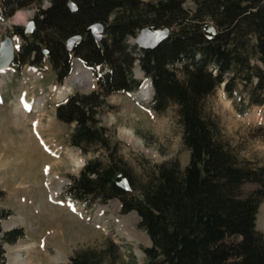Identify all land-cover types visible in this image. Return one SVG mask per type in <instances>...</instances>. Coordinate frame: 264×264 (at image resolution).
Listing matches in <instances>:
<instances>
[{
  "label": "trees",
  "instance_id": "16d2710c",
  "mask_svg": "<svg viewBox=\"0 0 264 264\" xmlns=\"http://www.w3.org/2000/svg\"><path fill=\"white\" fill-rule=\"evenodd\" d=\"M40 1L0 0V16L7 19ZM69 1L51 0L48 8L39 7L32 36L26 35L24 25L13 28L25 40L13 65L29 63L44 71L50 60L62 83L71 74L73 58L79 57L96 78V89L76 91L56 108L60 121L74 124L69 143L83 154L98 153L71 177L65 198L86 207L117 198L124 214L136 211L153 243L145 248L147 264H264V232L256 228L264 199V165L252 166L238 157L207 103L224 83L229 97L239 99V113L264 104V0H212L217 30L212 39L205 34L201 16L190 13L184 0H74L75 11ZM96 22L105 25L102 41L88 33ZM149 25L170 27L171 35L155 48L127 42ZM77 34L83 39L70 52L67 40ZM46 47L52 50L48 57ZM137 60L152 79L148 108L161 113L172 104L178 107L183 142L190 150L186 166L178 158L152 166L142 163V174L135 176L121 153L122 142L100 123L98 114L107 96L141 87L142 80L134 74ZM119 174L128 177L131 191L117 184ZM245 182L258 186L243 195ZM10 214L0 210L2 264L3 243L25 235L23 227L3 228ZM109 245L113 251L115 244ZM102 259V251L87 248L72 255L69 264H100Z\"/></svg>",
  "mask_w": 264,
  "mask_h": 264
},
{
  "label": "rangeland",
  "instance_id": "374dc122",
  "mask_svg": "<svg viewBox=\"0 0 264 264\" xmlns=\"http://www.w3.org/2000/svg\"><path fill=\"white\" fill-rule=\"evenodd\" d=\"M50 5L51 0H41L7 19L0 16V43L12 36L18 50L25 40L13 33L14 26L36 19L37 9ZM183 6L192 14L198 12L203 24L214 25L212 0H184ZM173 29L177 31L176 27ZM140 31L129 37L130 45H138ZM46 64L44 71L29 63L19 68L12 64L0 71V210L11 213L3 219L2 226L5 230L23 227L25 233L15 243H3L4 264H10L15 254L10 249L18 245L32 247L24 254L32 264H69L72 255L87 248L103 252L100 264H147L145 248L153 243L136 211L124 214L117 198L98 202L94 207L65 198L71 177L79 175L87 159L98 153L83 154L69 143L74 124L60 121L56 108L76 91L88 93L97 84L92 70L79 57L73 58L71 74L62 83L50 60ZM134 74L142 82L147 78L138 60ZM76 75H80V80L71 82ZM66 86L70 87L68 92L60 97V88ZM139 90L107 96L106 105L98 114L100 123L109 128L114 140L122 142L121 153L135 176L142 174V163L152 166L178 158L186 166L190 150L183 142L177 105L156 113L148 108L153 91L148 98L151 99L144 100ZM238 100L229 97L221 83L207 103L223 138L236 149L238 157L252 166H262L264 104L248 106L241 114L235 108ZM22 101L30 105L29 110ZM257 186L245 182L243 195ZM256 228L264 232V199L257 211ZM111 241L115 244L113 251L109 248Z\"/></svg>",
  "mask_w": 264,
  "mask_h": 264
},
{
  "label": "water",
  "instance_id": "95a60500",
  "mask_svg": "<svg viewBox=\"0 0 264 264\" xmlns=\"http://www.w3.org/2000/svg\"><path fill=\"white\" fill-rule=\"evenodd\" d=\"M71 10H77L78 6L74 0L69 1ZM27 36H32L36 30L37 25L35 19L28 21L24 25ZM88 33H90L96 41H102L105 37V25L103 22H96L89 26ZM217 30L212 23L205 25V34L207 38L212 39L216 35ZM171 35L170 27H160L156 25L145 26L141 29L136 38V42L140 48L148 49L157 47L162 41ZM83 39L82 34L71 36L67 40V47L70 52H75ZM46 55L50 56L51 48L44 49ZM15 57V42L12 36H6L0 43V70L7 69L12 64ZM117 184L125 190L131 191L132 187L128 177L125 174H119L116 178Z\"/></svg>",
  "mask_w": 264,
  "mask_h": 264
},
{
  "label": "bare ground",
  "instance_id": "6f19581e",
  "mask_svg": "<svg viewBox=\"0 0 264 264\" xmlns=\"http://www.w3.org/2000/svg\"><path fill=\"white\" fill-rule=\"evenodd\" d=\"M21 17H19V16H16V20L17 21H21ZM79 76L80 75H76L75 77H74V79H72V81L71 82H75L76 80L77 81H79L80 80V78H79ZM147 78H145V80H146ZM144 80V81H145ZM72 84V83H71ZM62 86V85H61ZM68 86V85H67ZM61 87L60 89V97H62V96H64L65 94H66V92H68V89L70 88H68V87ZM56 87V86H55ZM60 87V86H59ZM141 90H139V91H141L140 92V94L142 95V96H144L146 99H144V100H147L148 98H149V96L152 94V91H153V86H152V82H151V80L148 78L145 82H143V84H142V86H141V88H140ZM55 90H57L56 88H55ZM153 95V94H152ZM138 97H141V96H138ZM151 98H152V96H151ZM150 98V99H151ZM64 99V98H63ZM150 99H148V100H150ZM23 103H24V101H22ZM24 106H25V109H27V110H29V104H27L26 102L24 103ZM125 134H127L126 132H125ZM32 249V247L31 246H26V245H18V246H15V247H12L10 250L11 251H13V253H15L14 255H13V259H11L9 262H10V264H32V262H30L31 261V259L30 260H28L27 258H28V256H26V255H24L25 254V252L26 253H28V251H30Z\"/></svg>",
  "mask_w": 264,
  "mask_h": 264
}]
</instances>
